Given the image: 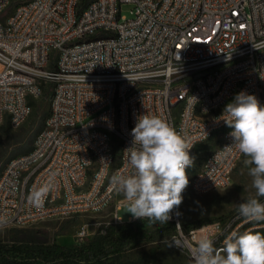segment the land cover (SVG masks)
I'll list each match as a JSON object with an SVG mask.
<instances>
[{"label":"built area","instance_id":"2783aa9c","mask_svg":"<svg viewBox=\"0 0 264 264\" xmlns=\"http://www.w3.org/2000/svg\"><path fill=\"white\" fill-rule=\"evenodd\" d=\"M82 2L0 0V126H21L31 101L51 89L33 149L0 175V227L106 209L118 193L112 176L132 171L124 150L144 114L165 119L193 145L194 158L218 134L191 186L225 188L243 155L228 151L232 129L216 118L241 91L264 106V0ZM124 3L133 5L130 19L121 14ZM45 187L37 206L30 196ZM126 204L118 201L115 223L135 220L118 215ZM170 215L171 244L188 264L201 238L220 249L232 232L264 228L239 212L200 226H186L178 207ZM89 235L83 224L76 242Z\"/></svg>","mask_w":264,"mask_h":264},{"label":"clouds","instance_id":"9594fccd","mask_svg":"<svg viewBox=\"0 0 264 264\" xmlns=\"http://www.w3.org/2000/svg\"><path fill=\"white\" fill-rule=\"evenodd\" d=\"M216 119L232 129L233 143L226 147L229 152L235 147L245 157L243 163L255 189V197L240 203L238 211L248 221H264V203L256 198L264 197V106L255 95L241 91ZM131 136V146L124 152L132 171L114 174L111 183L127 201L133 219L166 224L189 185L187 169L194 165L193 145L155 115L137 117ZM47 192V187L38 189L30 201L42 205ZM191 259L194 264H264V233L232 232L220 249L211 238H201L191 250Z\"/></svg>","mask_w":264,"mask_h":264},{"label":"rangeland","instance_id":"374dc122","mask_svg":"<svg viewBox=\"0 0 264 264\" xmlns=\"http://www.w3.org/2000/svg\"><path fill=\"white\" fill-rule=\"evenodd\" d=\"M133 5L124 3L121 6V14L127 19L133 17L131 10ZM2 18V17H1ZM0 18V19H1ZM51 89H45L41 96L34 98L32 112L26 121L18 128H13L6 120L0 126V140L6 143L9 128L12 138L16 137L19 131L28 136L41 122L44 121L49 113ZM3 128V129H2ZM219 136L216 134L213 139L206 142L201 148V152L195 155L194 165L191 171H188L189 185L183 192V201L178 206L180 217L186 226L194 225V222L199 219H215L221 216L231 217L238 213V205L245 202L249 197H255V189L252 187V178L248 174V167L243 163L245 157L242 156L239 163L235 167L231 183L229 186L221 189H215L206 193H197L192 189L191 180L195 172L201 166L202 160L208 149L213 147L219 141ZM24 142L11 145L2 160L10 157L17 148L21 147ZM123 198L121 193L115 195L112 203L101 212L84 213L73 215L67 218L47 219L35 222L26 226H8L0 227V238L4 241H10L20 237L22 234L36 235L38 238L47 241L56 240L59 243L71 244L76 241L77 232L83 224H88L90 235L92 237L99 227H108L114 224L113 213L118 201ZM260 199L261 197H256ZM118 215L125 221L131 216L128 213V204L117 210ZM134 227L142 233V240L135 246L128 248L124 254V258L130 264H188L187 253L180 251L171 244L172 226L169 222L160 224L159 222L152 223L147 218L144 220L135 219ZM64 227L62 234H57L59 229ZM164 227H167L163 230ZM162 229L164 236L155 238L154 235ZM257 229V228H255ZM263 230L264 228H260Z\"/></svg>","mask_w":264,"mask_h":264},{"label":"trees","instance_id":"16d2710c","mask_svg":"<svg viewBox=\"0 0 264 264\" xmlns=\"http://www.w3.org/2000/svg\"><path fill=\"white\" fill-rule=\"evenodd\" d=\"M88 1L83 0V5ZM31 104L33 107V100ZM44 125L45 122L42 121L40 126L28 136L22 132L25 130L22 128L14 138L9 135V128L6 129L8 133L6 143L2 144L0 140V175L12 158L27 154L33 149L36 136ZM21 142H24V145L17 148L10 157L2 160L11 145ZM205 143L199 144L196 150L201 149ZM226 217L221 216L209 221L199 219L194 222V226L224 220ZM166 228L164 227L163 230ZM63 229L64 227H61L57 234H62ZM250 231L263 233L260 228ZM162 236H164L162 229L154 235L155 238ZM141 240L142 233L135 229L134 221L99 227L92 237L71 244L42 240L36 235L27 233L10 241L0 238V264H130L124 258V254L128 248L135 247Z\"/></svg>","mask_w":264,"mask_h":264}]
</instances>
